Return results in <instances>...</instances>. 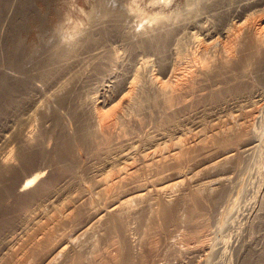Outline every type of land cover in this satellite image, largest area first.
I'll return each mask as SVG.
<instances>
[{"label": "rangeland", "instance_id": "obj_1", "mask_svg": "<svg viewBox=\"0 0 264 264\" xmlns=\"http://www.w3.org/2000/svg\"><path fill=\"white\" fill-rule=\"evenodd\" d=\"M4 1L0 0V22L10 8ZM104 1L125 16V34L104 39L100 35L99 43L80 51L57 83L45 85L39 81L50 53L47 48L52 49L53 43L73 28L99 31L105 26L107 23L99 14L88 22L98 0H30L25 23L16 30L19 48L14 65L5 63V46L1 43L0 89L6 90L0 91V159L7 154L12 168L0 182V264H264V86L260 83L224 95L216 102L206 96L185 115L179 110L169 111L172 115L165 117L161 113L149 115L150 108L143 114L128 110V125L119 122L109 127V142L74 145L67 138L65 143L72 152L52 159L61 137L75 132L82 124L83 106L90 97L106 96L109 103L101 109L100 105L97 107L111 119L112 110L124 111L118 99L130 96L123 87L137 69L145 77L148 73L159 74L160 66L166 65L164 80L171 74V48L176 40L157 55L132 45L135 36L129 33L136 29L140 11L177 24L174 39L180 38L184 30L189 51H193L197 36L192 39L188 33L196 25L205 32L210 30L212 40L218 39L220 43L218 50L225 44L226 30L240 34L239 30L247 25L257 30L264 28V0H214L205 8L203 0ZM5 25L2 36L8 34L9 25ZM192 25L195 28H189ZM33 49L38 51L32 52ZM30 51L36 54L28 60ZM99 54L102 55L96 58ZM107 54L115 62L104 59ZM26 60L30 62L27 64ZM143 61L149 64L142 72ZM109 79L113 83H108ZM104 84L110 85L107 88ZM62 87L69 89L61 105L51 109L52 113L41 115L37 104L43 100L54 106L52 91ZM251 95L258 96L243 107L241 119L235 123L255 136V149L247 154L239 148L245 140L243 136H231L227 141L236 149L233 161L220 162L221 172L229 176L222 185L226 194L220 204L214 203L209 194L203 199L200 193L192 198L200 186L199 182L190 181H204L214 172L211 163L221 148L209 143L193 149L185 163L176 166L167 159L169 163L164 167L154 165L159 153L167 156V151H171L175 141L171 134L177 127L182 129L180 138L189 142L193 133L191 123L198 122L202 130L209 131L215 119L222 121L231 114L232 105L228 106V102L244 103L250 101ZM28 127L32 141L24 146L20 137L28 132ZM159 136L164 138L156 140ZM120 172L122 181L117 179ZM178 173L183 176V188L156 191L150 185L161 182L156 187L163 186ZM101 180L107 184L99 185ZM137 186L151 190L144 201L134 202L129 209L116 214L113 222L104 216L94 218L109 200L128 194ZM216 191L211 190V194ZM161 208L165 209L164 216L158 213ZM193 245L198 252L188 255L180 250Z\"/></svg>", "mask_w": 264, "mask_h": 264}, {"label": "bare ground", "instance_id": "obj_2", "mask_svg": "<svg viewBox=\"0 0 264 264\" xmlns=\"http://www.w3.org/2000/svg\"><path fill=\"white\" fill-rule=\"evenodd\" d=\"M28 1L30 0L4 1V4L10 7L8 11H5L4 15L1 16L2 20L0 22V51H3V49H1L2 43V46H5V53L2 54L5 55L7 59H5V63H7V61H9V63H12L13 65L14 63H16L18 56L17 49L19 48V41L16 37V30L20 27L22 22L25 23L24 20L27 18V15L29 13L28 8H26V5H28ZM202 2H204L203 6L205 8L213 4L214 0H203ZM90 12L91 13L88 17V22L92 21L93 19H96V15L99 14L101 16V19L104 20V23L106 22L107 24L105 26H102L99 31L80 27L73 28L70 31H67L65 36L60 37V39L56 40L53 43L52 49H50L51 46L49 49L47 48V51L50 50V53H47L48 56L45 60L46 66L44 65V63L43 67H45L43 68V70H41L40 76H38L39 81L42 84L47 85L50 82L55 81L57 83V78L71 68L74 59L77 58V55L80 51L88 50L93 46H96L97 43H99L98 37L100 35L101 38L104 39L113 34L119 35L120 37H122V34H125L123 31V22H125V16H121L119 12L115 11L114 9H112V7L108 6L104 0H98L97 4L95 3L94 8ZM137 17L140 21L137 23L136 29H140L136 30L133 28L130 30L129 34L131 36H135V41L132 42V45H136L140 49L150 51L152 54L157 55L163 53L165 49H167V46L170 44V42H174L175 40L177 41V43L174 44V48H171V57L173 58V62L171 63V69L169 70L171 74L164 80V77L167 75L168 72V68L166 67V65L165 67L160 66L159 74L148 73L145 77H143L142 74L139 73V69H137L136 75H134L132 80L123 87L124 90L130 93V96H123L118 99L119 107L120 109L123 108L124 111L121 112L118 110H112V115H114V117L111 119H107L106 114H104L103 116V114L99 112V107L101 109L109 103L106 96L94 95V97H90L84 103L83 106V114L85 116L82 119L83 121H81L82 124L79 127L80 129L78 128V130H76L75 132L69 131V135L67 134V136L61 137L59 149L56 150L57 152L56 154H54L52 159L56 160L57 157L60 158L61 155L65 152H72L70 146L65 143L67 138L71 139V142L74 145H78V143H80V145H85L89 143L93 145L95 143L99 144L109 142V135L111 133L108 132V129L111 125L115 126L119 122H121L123 125H128L130 121V117L127 114L128 110H132L135 113L141 112V114H143L145 109L150 108L149 115L152 113H161L164 117L167 114L172 115V113H167L169 111L179 110L185 115L191 112L194 105L198 104L206 96H208L210 100L216 102L224 95L236 94L240 92L245 86H248L250 84L260 83L264 86V28L257 30L256 28L247 25L239 30L241 32L240 34H238V31L236 33H229V31L226 30L223 33V36L225 38V44H223L220 49L216 50V47L220 45V43L217 42V37L219 36L216 37L217 41L212 40L213 34L209 32L210 30L208 32H205L203 31L201 26L200 28H197L196 25L195 28L194 25H192L189 28L193 29L194 27L195 29L192 32L190 31L188 34L192 39L195 36H197V38L195 39V46L193 51H189V49H187L185 31L182 29V36L178 39H174V33L178 31V25L172 23L169 18L161 20L157 18V16L151 15L149 13L147 14L143 11H140ZM4 23L7 26L9 25V28L8 34L2 36V27L4 26ZM130 35L129 37H131ZM33 51L35 50L33 49L32 52ZM34 53L32 54L30 51V53L28 52V58L26 56L25 57L29 60V57H33ZM101 55L102 54L97 55L96 58L100 57ZM104 59H106L108 62H115L114 60H112V56L110 54L104 55ZM28 62L30 61H27V64ZM140 64V69L143 72L144 70H146L149 62L143 61V63ZM23 65H25V63ZM10 66L11 65H9V68ZM39 66L38 68H40ZM40 69H42V66ZM22 70L20 69V71ZM162 70L163 72L161 73ZM23 75L22 77H25V75ZM16 78H14L15 81ZM31 80H33V82L35 81L34 79ZM23 81H25V79ZM245 81L247 84L245 83ZM109 82L113 83L111 79L108 80V83ZM30 83L31 82L29 81V84ZM1 85L3 84L1 83ZM107 85L105 86L107 87ZM28 87L30 88V86ZM16 88H18V86ZM2 89H0V91H2ZM68 89L69 88L62 87L60 89H56V91H52V97H54L53 100H55L54 102H52L54 106L50 107L48 103H45V101L40 100L41 102L37 104L38 112L41 115H46L49 111H51V109H53L54 111L56 109V106L61 105V103L63 102ZM24 90H27V88ZM105 91L107 90L105 89ZM7 94L8 93H6V96ZM8 95L10 96V94ZM257 96L258 95H251L250 101H242L244 103L228 102V106H230V104L232 105L230 107V109H232L231 114L229 116H225V120L222 121L220 120V118L215 119L212 124V128L209 131L202 130L200 128L201 125L198 122H194L193 124L191 123L190 125L192 127L193 133L191 137L192 140L189 142L180 138L179 133L182 131V129L177 127L174 131L172 130L174 133L171 134V138L172 140L175 139V141L172 142L171 151H167V156L164 152L159 153L158 155L160 158L155 161L154 165L160 164L159 166L164 167L168 165L169 161L175 163L176 166L181 163H185L187 160L190 159L189 154L193 149L203 148L209 143L210 145H213L217 148H221V152H219L218 155L215 157V161L211 163L210 169H212V171L214 172L210 174V176L205 177L206 180L204 181H198L192 178L190 181L199 182L197 185L200 186L199 189L196 190L197 193H192V198H196L198 196V193H200L202 199L204 198L205 194H209L214 203L218 201L217 205L220 204L226 194V192H223L222 185L229 179V176L226 175L227 172H221L220 167L222 166H220V162H231L235 158L236 147L232 146V143H227V141L230 140L231 136L235 137L236 139H239L243 136L245 140L239 145V148H242V151L247 154L252 153L255 149V142L257 141L255 136L252 135L249 129H243L241 124H237L235 122L241 119L243 107L252 104L253 98ZM97 105L100 106L97 107ZM53 111H51V113ZM40 114L39 116H41ZM137 119L139 123H141V118L137 116ZM27 129L28 132L24 133L20 137L24 146L31 145L32 141V138L29 135V131L31 130H29V127ZM27 129H25V131ZM176 134L177 136H175ZM163 138V136H159L156 140H162ZM5 155V158L0 159V182L5 178V176H7V174L12 168L9 156L7 157V154ZM154 157L155 156H153L152 158ZM167 159L169 161H167ZM122 176L123 173L120 172L117 175V179H120L122 181ZM182 177L183 176L179 175L178 173L174 176L171 182L165 183L163 186L156 187V185L160 184L161 182L152 183L150 185H153L156 191H161L166 188H183L184 180ZM106 184V180H101V182L99 183V185L101 186ZM22 188H24V186ZM211 190L217 191L211 194ZM150 194L151 190L147 187L137 186L132 190V192L125 195H117L116 199L113 198V200H109L105 208H102L98 212V216L94 215V218L96 217V219L98 220L104 216L107 217L108 220H111L113 222L116 219V214L129 209L134 202L144 201ZM229 198L231 199V196ZM178 200L180 202L181 198ZM158 213L161 216H164L165 209L161 208ZM86 230L87 229H84L83 231ZM180 250H184L185 254L188 255L198 252V250L195 248V245L188 246L183 249L180 248Z\"/></svg>", "mask_w": 264, "mask_h": 264}]
</instances>
